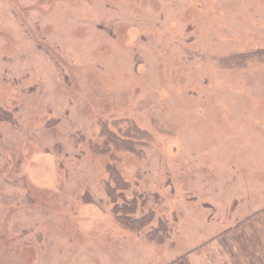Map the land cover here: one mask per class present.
I'll list each match as a JSON object with an SVG mask.
<instances>
[{"label":"rangeland","instance_id":"374dc122","mask_svg":"<svg viewBox=\"0 0 264 264\" xmlns=\"http://www.w3.org/2000/svg\"><path fill=\"white\" fill-rule=\"evenodd\" d=\"M181 260L264 264V0H0V264Z\"/></svg>","mask_w":264,"mask_h":264},{"label":"trees","instance_id":"16d2710c","mask_svg":"<svg viewBox=\"0 0 264 264\" xmlns=\"http://www.w3.org/2000/svg\"><path fill=\"white\" fill-rule=\"evenodd\" d=\"M109 172H110V174H111V172L114 173V171H112V170H109ZM115 173H116V172H115ZM116 174H117V173H116ZM116 174H115L116 182H121V180H120L121 177L119 176V174H117V175H116ZM143 221H144V220L133 221V222H131V223H129V224H125V225H126L127 227L131 226L132 228H134L133 226H135V225H141V224L143 223ZM151 231H152V230H151ZM151 231H150L149 233H147L148 237L151 236V234H152V232H153V231H152V232H151ZM154 238H156V237H154ZM154 238H151V239L155 240ZM159 240H162V239L159 238ZM182 261H183V260H181L180 262L182 263ZM180 262H179V263H180ZM182 264H183V263H182Z\"/></svg>","mask_w":264,"mask_h":264}]
</instances>
